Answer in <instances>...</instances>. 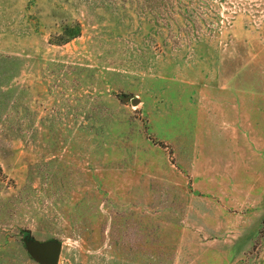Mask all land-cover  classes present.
<instances>
[{"label":"rangeland","instance_id":"obj_1","mask_svg":"<svg viewBox=\"0 0 264 264\" xmlns=\"http://www.w3.org/2000/svg\"><path fill=\"white\" fill-rule=\"evenodd\" d=\"M37 242L264 264V0H0V264Z\"/></svg>","mask_w":264,"mask_h":264},{"label":"water","instance_id":"obj_2","mask_svg":"<svg viewBox=\"0 0 264 264\" xmlns=\"http://www.w3.org/2000/svg\"><path fill=\"white\" fill-rule=\"evenodd\" d=\"M137 103V101H135ZM30 255L40 264H59L62 246L57 243L42 245L40 243L28 244Z\"/></svg>","mask_w":264,"mask_h":264}]
</instances>
